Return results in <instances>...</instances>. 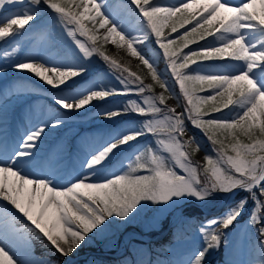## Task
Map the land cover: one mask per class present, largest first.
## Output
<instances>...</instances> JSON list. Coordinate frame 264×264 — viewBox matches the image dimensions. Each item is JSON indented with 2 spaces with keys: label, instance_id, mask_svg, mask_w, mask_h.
Here are the masks:
<instances>
[{
  "label": "snow or ice",
  "instance_id": "snow-or-ice-1",
  "mask_svg": "<svg viewBox=\"0 0 264 264\" xmlns=\"http://www.w3.org/2000/svg\"><path fill=\"white\" fill-rule=\"evenodd\" d=\"M130 2L136 11L129 9L128 15L135 17L137 27L122 23L124 14L113 13L104 0H0V41L22 35L20 30L31 27L46 7L51 31L59 28L76 50V63L31 58L12 64L58 90L53 100L60 111L53 113L52 127L59 126L62 117L113 95L137 99L104 111L106 119L129 114L141 118L138 126L110 135L88 153L79 169L69 170L61 159L41 156L47 121L29 130L15 148L0 152V264H51L31 258L34 238L46 239L60 257H71L90 234L103 233L115 218L126 222L145 201L175 205L184 198L206 202L247 193L222 215L204 221V247L174 264H202L249 201V224L264 223V0ZM50 34L48 27L40 30L43 39ZM108 43L136 58L146 75L108 55ZM15 51L4 50L0 60L10 59ZM96 56L117 74L122 89L73 87ZM161 59L163 71L158 68ZM210 61L222 63L205 65ZM148 77L151 82L145 83ZM20 92L13 87L4 95ZM224 109L230 115H213ZM189 125L212 145L214 155L205 154L203 162L192 159L202 145L195 136H187ZM144 136H151V142L110 172L116 152ZM101 169L107 173L102 178ZM259 236L264 255V227Z\"/></svg>",
  "mask_w": 264,
  "mask_h": 264
},
{
  "label": "rangeland",
  "instance_id": "rangeland-1",
  "mask_svg": "<svg viewBox=\"0 0 264 264\" xmlns=\"http://www.w3.org/2000/svg\"><path fill=\"white\" fill-rule=\"evenodd\" d=\"M104 2L113 13L120 12L124 14L122 23L126 25L131 23L133 27L138 26L135 17L128 15L129 9L133 12L136 11L135 5H132L130 0H104ZM160 2L174 4L177 0H160ZM43 11L35 21L30 22L31 27L26 25L25 29L20 30L23 33L22 35L5 38L3 41H0V53L4 50L11 52L13 48H16L15 53L10 59L6 61L0 60V66L4 68L3 73H0V115H2L0 128L4 126L8 130L10 127L15 128L13 122L16 118L23 120L19 125L20 127L27 125L29 130L47 121L49 127L45 129V133L41 138L42 142L39 144L41 156L47 154L46 158L48 159H55L57 157V159L63 161V165H66L69 170L72 167L78 169L76 159H85L88 153L103 144L110 135L118 131L127 130L133 125L138 126L141 118L134 114L122 115L113 119H106L103 115L104 111L122 108L128 100H134L137 97L113 95L104 101H94L85 109L74 112L70 116L62 117V123L59 126L52 127L51 123L54 120L53 113L60 111L53 100V96L58 90L44 84L43 81H40L27 70H17L12 66L14 61H27L31 58H43L50 63L77 62L74 55L76 50L71 44L70 39L66 38L59 28L51 31V15H46ZM45 27H48L51 33L47 39H43L40 35V30ZM188 27L191 26L189 25ZM103 31V29L100 30L101 33ZM165 31L167 33L168 30L166 29ZM180 32H183V29ZM172 35L175 36L177 34ZM78 38L85 39L84 37ZM208 39L211 40L212 38L209 37ZM200 43H204V41H200ZM156 47L155 44L150 45V48L153 50ZM190 47L196 48L197 45H190ZM105 49L109 52L107 53L108 55L129 66L132 71H136L142 76L146 75L147 70L142 66L138 68L137 65L140 62L128 55L124 49H117L111 43L106 44ZM150 54L155 55V52L152 51ZM162 62V67L158 66L160 71L161 68H165V62L163 60ZM218 63L222 62L214 61L211 64ZM88 67L89 71L83 78H75L78 81V85H73L74 88L98 85L104 88L122 89L123 85L115 78L117 74L114 71H110L109 66L100 57H93L92 63ZM192 67H195V65H192ZM15 77H23L29 80V82L25 85L14 79ZM89 78H91L90 82ZM85 79L86 82L82 83ZM149 82H151L150 77L145 80V83ZM68 83L71 84L72 82L69 81ZM13 87L20 88L21 92L6 98L5 92ZM156 90L160 91L159 88ZM209 91L200 94H208ZM169 103L174 104L175 101H169ZM223 112L230 115L228 109H224ZM213 115L217 117L221 116L220 113H214ZM118 120H123L122 130L115 128V131L110 130L106 132L107 125ZM2 130L4 128L0 129V132ZM192 130L196 131L201 139H203L210 155H214L212 145L200 130L191 127L188 130L187 136H193ZM151 140V136H144L140 137L137 141L130 142V145L122 146L121 150L117 151L111 158V163L108 165L109 171H118L121 161L125 160L126 157L130 156L145 143L151 142ZM204 155L202 146L201 151L197 152L192 159L203 162L202 158ZM104 175H107V173L101 169L100 178ZM238 195L237 193L236 196ZM246 195L247 193L244 194V196ZM244 196L235 201H239ZM230 199L232 198L216 197L206 202H199L193 198H184L175 205L142 202L143 206H138L139 213L140 216H143V212H147L146 217L142 219L140 217V219H135L136 217H134L129 224L113 228L114 235L110 237L112 241L109 243V247L114 248L115 243H118V239L116 241L115 237L118 236L121 241L117 247L119 249L115 254L117 258L125 259L123 264H132L133 262L135 264H174L176 261L187 260L193 253L204 247V240L200 232L201 224L206 220L222 215L235 202H231ZM184 202L186 204L178 209ZM192 205L197 208H191ZM252 208V202L249 201L234 224L228 229L223 230L225 237L222 239L220 246L210 249L206 253L202 264H260L261 259H264V255H262L259 248L261 240L259 229L264 227V223L249 224ZM194 211L196 215L195 219L192 216L194 215ZM18 215L21 214L18 213ZM186 219L192 221L188 229L183 227ZM23 221L31 224L26 218H23ZM121 223L120 221L119 225ZM167 224L169 227L164 229ZM132 228L135 229V232L130 231ZM182 229H184L182 236L164 242V238L168 232ZM141 232L151 235V238L146 239L142 237L140 235ZM101 235L102 233L95 236L90 234V239L86 240L88 242L87 246L81 254L85 260L83 264H109L101 261L97 255L99 253L97 246L100 243L97 239L101 238ZM81 255L78 254L77 256ZM74 256L73 254L71 257L58 260L48 255L35 254L33 249L31 252V258L48 260L51 261V264H65V260L68 261V264H74L76 262V259L73 258Z\"/></svg>",
  "mask_w": 264,
  "mask_h": 264
},
{
  "label": "trees",
  "instance_id": "trees-1",
  "mask_svg": "<svg viewBox=\"0 0 264 264\" xmlns=\"http://www.w3.org/2000/svg\"><path fill=\"white\" fill-rule=\"evenodd\" d=\"M46 15H51L50 13V10H47L46 7L43 11ZM39 26V25H38ZM155 48V47H154ZM106 50V49H105ZM107 53H109L107 50H106ZM214 61H210V62H205V64L209 65L211 63H213ZM163 65V62L162 60L159 61L158 63V66L162 67ZM164 70V68H161V71ZM14 79H16L17 81L19 82H24V83H27L29 82V80L23 78V77H15ZM78 85V84H76ZM221 115H228V113L226 112H222L220 113ZM122 121V120H121ZM120 120L118 122H115L113 124H111L112 126L109 125L110 128H122V126L120 124H122ZM121 122V123H120ZM191 128V126L189 125V129ZM193 136L196 137L197 141L203 146V151H204V154H210V152L207 150V147L205 145V142L203 141V139H201L200 135L197 133V132H194L193 131ZM191 149H189L190 151ZM193 158V157H192ZM186 207V206H185ZM191 208H197L196 206L192 205ZM140 211L136 212L134 215H130V217L127 219V221H123V220H120L119 218H115V221L108 225L107 229L102 233V235L100 236L101 238L97 239L98 241H100V243L98 244L97 248H98V251L99 253L97 254L98 257L101 259V261L103 262H106V263H109V264H123L124 263V259L122 258H117L115 255H114V251L117 249V245L118 243H115V245L113 246L114 248H110L109 247V243L112 241L111 240V236H113V228H118L119 226L120 227H123L124 225H127L129 224L130 222H132V220L134 219V217H136L135 219H142V218H145L146 215H147V212H143V216H140ZM194 215H192L195 219L196 215H195V211L193 212ZM140 217V218H139ZM122 222L121 225H119V222ZM23 223H27L25 221H23ZM192 221H189L188 219H186L184 221V225L183 227H186L187 229L190 227ZM31 226L30 223H27ZM31 227H34V226H31ZM183 232H184V229L182 230H174L172 232H168L164 238V242H167L169 240H173L174 238H177V237H180L183 235ZM116 238V241L118 239V242H119V238L118 236L115 237ZM114 238V239H115ZM87 241L81 246V248L74 254L75 256L76 255H81L83 252H84V248L87 246ZM32 247H33V250L36 254L38 255H48V256H51L55 259H58V260H62L63 258L60 257L57 253H55L54 249L49 245V243L45 240L41 241L39 239H33L32 241ZM84 258L83 257H77L76 258V262L74 264H83L84 263ZM135 262H133L134 264Z\"/></svg>",
  "mask_w": 264,
  "mask_h": 264
},
{
  "label": "bare ground",
  "instance_id": "bare-ground-1",
  "mask_svg": "<svg viewBox=\"0 0 264 264\" xmlns=\"http://www.w3.org/2000/svg\"><path fill=\"white\" fill-rule=\"evenodd\" d=\"M23 122L22 119L16 118L13 122L15 125V128H11L8 130L7 127H1L0 129L4 128L0 132V152L4 151L5 149L11 150L15 148L20 140L24 137V135L29 131V127L27 125L20 127V123ZM7 128V130H6ZM42 157H47V154H43ZM57 159V157H55ZM84 158L76 159L78 162V169L80 167L81 161H83ZM36 175L40 174L38 172L34 173ZM131 232H135V229H130Z\"/></svg>",
  "mask_w": 264,
  "mask_h": 264
},
{
  "label": "water",
  "instance_id": "water-1",
  "mask_svg": "<svg viewBox=\"0 0 264 264\" xmlns=\"http://www.w3.org/2000/svg\"><path fill=\"white\" fill-rule=\"evenodd\" d=\"M240 197H241V195L236 196L235 198L230 199V201H231V202H234L235 200L239 199ZM230 201H228V202H230Z\"/></svg>",
  "mask_w": 264,
  "mask_h": 264
}]
</instances>
